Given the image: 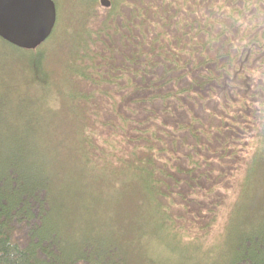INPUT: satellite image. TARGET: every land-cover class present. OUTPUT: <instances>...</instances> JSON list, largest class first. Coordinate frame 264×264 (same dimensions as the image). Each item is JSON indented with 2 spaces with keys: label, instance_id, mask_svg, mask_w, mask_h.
Instances as JSON below:
<instances>
[{
  "label": "trees",
  "instance_id": "16d2710c",
  "mask_svg": "<svg viewBox=\"0 0 264 264\" xmlns=\"http://www.w3.org/2000/svg\"><path fill=\"white\" fill-rule=\"evenodd\" d=\"M100 1L0 39V264H264V0Z\"/></svg>",
  "mask_w": 264,
  "mask_h": 264
},
{
  "label": "water",
  "instance_id": "95a60500",
  "mask_svg": "<svg viewBox=\"0 0 264 264\" xmlns=\"http://www.w3.org/2000/svg\"><path fill=\"white\" fill-rule=\"evenodd\" d=\"M101 5L109 6L108 0ZM56 23L53 0H0V39L23 50H35L52 34Z\"/></svg>",
  "mask_w": 264,
  "mask_h": 264
},
{
  "label": "rangeland",
  "instance_id": "374dc122",
  "mask_svg": "<svg viewBox=\"0 0 264 264\" xmlns=\"http://www.w3.org/2000/svg\"><path fill=\"white\" fill-rule=\"evenodd\" d=\"M64 11L66 12V15L69 14L68 13L69 9L67 7H64ZM13 52L14 51L11 48L1 47V45H0V77H1V74L3 73V71H5L6 69L8 71L9 70L8 68L12 69L13 64L11 62H9V59H13L14 58L13 55L16 56L15 55L16 52H15V54H11ZM17 61L19 64L20 60H17ZM12 74H13V71H12ZM5 75H6V77L3 76L4 81L9 80V78L7 76L9 74H5ZM18 83L20 84V85H18L19 88L26 89V87H28V85H26V84H23L20 82H18ZM15 88L18 89L17 87H15ZM26 92H28L30 95L33 94L30 90H28ZM25 93L19 94L18 99H21L22 95H24ZM33 96H36V95L33 94ZM12 102L14 103V98H13ZM37 133L40 136V133L39 132H37ZM41 137H42V133H41V136L38 138L39 140H36V139L35 140L37 141V147L41 146L44 148L45 146L42 143ZM39 152H41V149L38 150V153ZM46 161H47V159H46ZM64 210L65 209H63V211ZM62 218L64 219L63 221L67 222L68 217L65 216V214H63ZM57 219H58V217H57ZM142 242L147 247V248H144V254H148L151 258L154 259V261L157 264H201V263H198L196 260H192V258L189 259V258H186V257L174 252L173 250H171L169 248V246L167 244H165L162 240L158 239L156 236H154V234H152L150 232L146 233L145 239H143ZM214 264H221V263H220V261H217Z\"/></svg>",
  "mask_w": 264,
  "mask_h": 264
}]
</instances>
